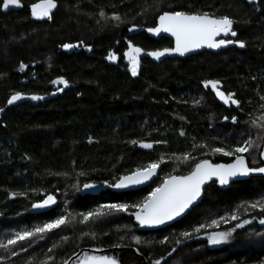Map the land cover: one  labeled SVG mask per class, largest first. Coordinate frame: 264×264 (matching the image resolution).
Instances as JSON below:
<instances>
[{"label":"trees","instance_id":"obj_1","mask_svg":"<svg viewBox=\"0 0 264 264\" xmlns=\"http://www.w3.org/2000/svg\"><path fill=\"white\" fill-rule=\"evenodd\" d=\"M37 2L20 0V7L0 9V108L4 109L0 112V240L54 219L65 208L76 214L102 204L138 202L165 176L184 175L201 159L232 161L212 154L211 147L234 145L250 137L255 144L245 154L246 160L250 167L261 165L264 0H162L160 7L144 15L138 13L156 0H57L52 18L41 21L30 13L31 4ZM101 10L105 18L100 17ZM164 10L228 15L237 32L230 39L244 41L245 47L233 43L218 53L203 51L184 59L154 61L146 53L170 48L172 42L151 39L145 29L154 27ZM113 15L121 16V22L110 19ZM133 25L137 27L128 31ZM129 42L144 50L135 77L124 57ZM65 43L76 46L60 51ZM109 52L116 56L114 63L107 59ZM21 63L26 67L21 69ZM57 77L66 79L69 86L53 85ZM209 79L219 80L225 94L234 93L240 107L219 105L211 88L203 86L202 81ZM14 92L24 98L7 106ZM31 95L44 99L33 101L28 98ZM225 116L228 121L221 123ZM232 116L238 123L229 122ZM133 140L166 143L143 151ZM201 143L209 147L193 149ZM185 152L196 159L188 163L176 159ZM161 156L162 173L150 186L122 193L108 189L120 176ZM63 172L68 177L55 175ZM81 172L84 175H78ZM85 183L105 190L83 194ZM10 192L22 195L11 198ZM48 194L57 198V207L49 213L29 214L31 205ZM261 196L264 177L234 182L225 190L212 183L201 202L180 221L154 232H139L127 213L89 224H80L77 217L71 226L55 229L6 264H62L80 250L70 264H77L84 252L114 256L119 264H264V227L258 220L237 229L227 243L216 247L209 246L203 232L199 238L175 243L182 239V231ZM234 223L221 224L219 230ZM134 235L141 237V244L131 239ZM164 237L168 241L159 243ZM116 243L123 246L113 247ZM0 256L7 253L0 249Z\"/></svg>","mask_w":264,"mask_h":264},{"label":"snow or ice","instance_id":"obj_2","mask_svg":"<svg viewBox=\"0 0 264 264\" xmlns=\"http://www.w3.org/2000/svg\"><path fill=\"white\" fill-rule=\"evenodd\" d=\"M162 0H156L152 5L145 6L139 15H144L149 9H157L161 6ZM10 6L20 7V0H2L0 2V9L8 10ZM58 7L57 0H39L37 3L31 4V16L35 19H51L53 10ZM101 18H105L106 14L103 10L99 13ZM110 19L121 22V16L113 15ZM235 21L228 15H216L207 11H185V10H172L162 11L156 20L154 27H147L145 30L153 35L160 33H167L174 38V47L163 48L162 50L148 51L147 56L159 60L166 54H178L184 56L193 50L208 48L218 49L222 46L230 44H237L238 47L244 48L245 42L242 40H233L228 37H236L237 32L234 30L233 25ZM137 26L133 25L128 31H133ZM76 45L65 43L62 45L64 49L73 48ZM144 50L128 43V49L124 52V57L128 62V70L133 77L138 75L140 68V56ZM107 59L115 61L116 56L109 52ZM26 66L21 63L20 68L23 69ZM53 85H63L65 88L69 86L68 81L63 77H57L52 80ZM203 86L211 88L216 97L224 104H232L237 108L240 107V100L235 98L234 93L225 94L220 90V81L216 79H209L202 81ZM57 91H63L62 88H58ZM24 96L20 92H14L7 100L8 105H12L14 102L23 99ZM33 101L44 99L40 95H31L28 97ZM261 100H264V96H261ZM199 103V101H196ZM4 109L0 108V112ZM183 119V117H181ZM225 120L229 117L225 116ZM233 124L238 123L236 116L231 117ZM254 125L256 121L252 122ZM264 127V125H262ZM181 136L185 133L181 131ZM132 144H138L140 148L152 149L153 143L144 141H131ZM155 143H166V141H155ZM255 142L249 137L248 139H241L234 145H222L217 147H211L212 154H220L225 157H231V163H212L208 159H201L191 165V170L184 175L168 174L165 176L161 183L145 196L142 200L135 203H109L102 204L99 207L87 212L72 213L65 208L63 214L57 216L55 219L36 225L31 228H24L15 231L12 235L7 236L5 239L0 240V249H2L7 256H0V264H6V261L11 257L19 256L21 252H27L28 248L36 241L43 240L45 237L53 232L55 229H60L62 226L68 227L77 222L79 217L80 224H89L107 218L112 215L127 213L135 218V221L141 227H157L164 225L169 221H173L177 217H181L202 195L205 184L208 181H218L220 185L229 184L230 180L236 177L248 176L250 173H264V167H250L246 160V153L254 147ZM196 147L207 148L206 143L199 145H193V149ZM262 159H264V152L260 153ZM181 162L188 163L196 158L192 156L191 152H185L181 156L176 157ZM164 163V157L161 156L159 160H154L147 163L144 166L137 167L128 175H122L116 180L114 184H109V187L117 189L127 188L129 186H135L149 181L152 177L157 175V169ZM55 175H62L68 177L67 172L55 173ZM78 175H84L83 172ZM105 183H107L105 181ZM95 184L85 183L84 189L94 188ZM21 193L10 192L9 196L14 198ZM56 203V198L48 194L45 198L39 202L32 204L33 209H44L50 205ZM131 210V211H130ZM243 210V212H241ZM252 212H256L259 215L253 216ZM258 220L260 225H264V196L253 201H243L237 205L234 210H228L223 215H219L216 218H212L207 222H201L192 226L191 230H185L180 233V238H177L175 243L180 244L182 240L192 239L194 236L199 238L203 232L209 245H220L227 243L233 236V233L237 229H242L246 225L252 224L253 221ZM234 225L226 230H219L220 225ZM127 227V226H125ZM83 235H89L88 232ZM91 235L95 237V233ZM107 235V233H105ZM67 240V237H62ZM124 239L123 236L120 237ZM132 240L137 245L142 243L140 236H132ZM168 237H164L159 243H166ZM123 245L116 243L113 247L119 248ZM56 247V245H54ZM52 248L48 251L52 252ZM175 250V249H173ZM31 264V262H29ZM62 264H69V260L62 261ZM77 264H119L118 260L114 256L109 255H92L88 252H84L83 255L78 257ZM155 264H160L156 261Z\"/></svg>","mask_w":264,"mask_h":264},{"label":"water","instance_id":"obj_3","mask_svg":"<svg viewBox=\"0 0 264 264\" xmlns=\"http://www.w3.org/2000/svg\"><path fill=\"white\" fill-rule=\"evenodd\" d=\"M11 7V6H10ZM147 35L151 38V39H154V40H158L160 38H166L168 40H170L172 42V47H174V38L171 37L169 34L167 33H160L158 35H153L149 32H147ZM230 38V37H228ZM226 46H222L221 48H218V49H208V48H201V49H197V50H193L189 53H186L184 56H180L178 54H166L165 56L161 57L159 60H156L154 58H152L154 61H161V60H165V59H174V58H178V59H184L186 57H189L191 55H195V54H198L200 52H203V51H207V52H211V53H218L219 51L225 49ZM60 51H63V52H69L72 50V48H69V49H64L63 47H61L59 49ZM215 98H216V101L219 105L221 106H228L229 104H224L222 101H220L218 99V97H216L215 95ZM20 101V100H19ZM19 101H16L14 102L12 105L18 103ZM232 105V104H231ZM7 106H10L7 104ZM234 107H236L235 105H232ZM228 120H225L223 119L222 121H220L221 123H226ZM232 123V121H231ZM233 124V123H232ZM160 143H155L153 144V148L155 146H159ZM137 148L138 149H142L143 151H147V150H152V149H143V148H140L139 145H137ZM261 152H264V142H263V146L261 148ZM260 152V153H261ZM210 161V160H209ZM260 161L262 163V166L260 167H264V159L261 158L260 156ZM211 162V161H210ZM232 162V161H231ZM229 162V163H231ZM213 163V162H212ZM160 171V167L157 169V175L152 177L149 181H146L145 183L143 184H140V185H135V186H129L127 188H123V189H117V188H114V187H108V189L113 192V193H122V192H129V191H135V190H138V189H141V188H144V187H148L151 185V183L153 181H155V179L157 178L158 176V173ZM257 177H264V173H250L248 176H241V177H236V178H233L232 180H230L229 184L227 185H220L218 181H215L214 179L211 180V181H208L205 186H204V189L202 191V195L198 198V200L188 209L186 210V212L184 214H182L181 217H177L176 219H174L173 221H169L167 222L166 224L164 225H160V226H157V227H141L139 226V224L135 221V218L131 216L132 220H133V224L136 226V229L139 231V232H154V231H158L160 229H165L173 224H175L176 222L180 221L192 208H194L203 198V193H204V190L206 187H208L209 185H211L212 183H215L216 187L220 190H225V189H228L229 186L234 183V182H238V181H243V180H248L250 178H257ZM105 190V187H101V186H98V185H95L94 188H89V189H84L82 188V193L83 194H87V195H96L98 193H100L101 191ZM55 197V196H54ZM56 198V197H55ZM58 205V200L56 198V203L54 205H50L49 207L47 208H44V209H33L32 208V205L31 207L29 208V214H40V213H44V212H48L54 208H56ZM258 225L261 226V227H264V225H260L259 222H258ZM86 251H92V252H95V253H103V251H96V250H90V249H85ZM82 251L80 250L78 253H76L75 255H73L70 259H69V263L74 259L76 258Z\"/></svg>","mask_w":264,"mask_h":264},{"label":"flooded vegetation","instance_id":"obj_4","mask_svg":"<svg viewBox=\"0 0 264 264\" xmlns=\"http://www.w3.org/2000/svg\"><path fill=\"white\" fill-rule=\"evenodd\" d=\"M15 8H16V6H11L8 10H3V9H2V10L5 11V12H7V11H9V10H11V9H15ZM30 13H31V9H30ZM32 18H33V17H32ZM33 19H34V20H37V21H41V20H38V19H35V18H33ZM42 20H43V19H42ZM171 47H172V46H171ZM223 107H225V108H227V109H230V108H236V107L232 106L231 104H229L228 106H223ZM222 120H223V119H222ZM229 122H230V121H229ZM230 123H231V122H230ZM230 162H231V161H230ZM227 163H228V162H227ZM260 166H262V163H261ZM258 167H259V166H258ZM161 169H162V168H161V165H160V171H159L158 176H157L156 179H158L159 176L161 175V173H162ZM186 174H187V173H186ZM156 179H155V180H156ZM162 180H163V179H162ZM161 182H162V181H161ZM151 184H152V183H151ZM213 184H215V183H213ZM43 197H44V195H42V198H41V199H43ZM38 202H39V201H38ZM200 202H201V201H200ZM200 202H199V203H200ZM199 203H198V204H199ZM198 204H197V205H198ZM197 205H196V206H197ZM196 206H195V207H196ZM54 209H55V208H54ZM192 209H193V208H192ZM192 209H191V210H192ZM52 210H53V209H52ZM191 210H190V211H191ZM50 211H51V210H50ZM50 211H48V212H44V213H49ZM190 211H189V212H190ZM189 212H188V213H189ZM40 214H41V213H40ZM54 219H55V218H54ZM49 220H50V219H48V220H44L43 223H45V222H47V221H49Z\"/></svg>","mask_w":264,"mask_h":264},{"label":"rangeland","instance_id":"obj_5","mask_svg":"<svg viewBox=\"0 0 264 264\" xmlns=\"http://www.w3.org/2000/svg\"><path fill=\"white\" fill-rule=\"evenodd\" d=\"M110 62H112V63H114L115 61H112V60H109ZM63 88H64V86L63 85H61ZM220 245H223V244H220ZM210 247H216V246H219V245H209Z\"/></svg>","mask_w":264,"mask_h":264},{"label":"bare ground","instance_id":"obj_6","mask_svg":"<svg viewBox=\"0 0 264 264\" xmlns=\"http://www.w3.org/2000/svg\"><path fill=\"white\" fill-rule=\"evenodd\" d=\"M231 122V121H230ZM263 142H264V140H263ZM263 146V145H262ZM261 152V151H260ZM259 157H260V154H259ZM229 163V162H228ZM260 167V166H259ZM46 197V195H44V197L43 198H45ZM29 212V211H28ZM70 264V263H69Z\"/></svg>","mask_w":264,"mask_h":264}]
</instances>
